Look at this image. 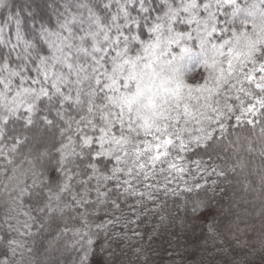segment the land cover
I'll return each instance as SVG.
<instances>
[{"label":"snow or ice","instance_id":"snow-or-ice-1","mask_svg":"<svg viewBox=\"0 0 264 264\" xmlns=\"http://www.w3.org/2000/svg\"><path fill=\"white\" fill-rule=\"evenodd\" d=\"M250 174L264 0H0V264H125L115 230L148 213L131 264H170L169 201L196 216Z\"/></svg>","mask_w":264,"mask_h":264},{"label":"trees","instance_id":"trees-1","mask_svg":"<svg viewBox=\"0 0 264 264\" xmlns=\"http://www.w3.org/2000/svg\"><path fill=\"white\" fill-rule=\"evenodd\" d=\"M260 164L257 158L253 167ZM249 179L252 185L246 193L235 182L222 193H202L208 208L196 216L191 213V203L177 209L169 201V221L160 228L153 246L179 237V241L173 239L177 254L170 258V264H264V185L254 175L250 174ZM205 221L211 223V232ZM158 223V215L148 213L137 222L140 236H123L115 230L113 248L125 264L134 260L133 248L148 244V234ZM161 257L169 260L163 253ZM161 257H153V264Z\"/></svg>","mask_w":264,"mask_h":264},{"label":"rangeland","instance_id":"rangeland-1","mask_svg":"<svg viewBox=\"0 0 264 264\" xmlns=\"http://www.w3.org/2000/svg\"><path fill=\"white\" fill-rule=\"evenodd\" d=\"M133 228L139 233V229H138V225L137 224L136 225H129V227L126 228V229L118 227L116 229V231H117V233H119V234H121L123 236H129V235H131V232H132Z\"/></svg>","mask_w":264,"mask_h":264}]
</instances>
